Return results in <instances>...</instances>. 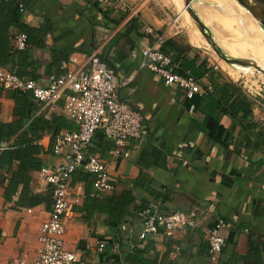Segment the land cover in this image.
<instances>
[{"label":"crops","instance_id":"crops-1","mask_svg":"<svg viewBox=\"0 0 264 264\" xmlns=\"http://www.w3.org/2000/svg\"><path fill=\"white\" fill-rule=\"evenodd\" d=\"M6 1L0 0V4ZM123 1L124 5L98 0H15L10 9L14 22L9 30L11 39L25 33L17 22L30 28L28 46L23 50L27 56L23 70L33 79L44 83L51 75L61 73L62 62L72 54L83 57L97 51L115 70L117 81H127L119 89L120 98L143 114L149 129L145 139L129 141V158L113 156L112 142L103 133H96L87 152L98 154L108 164L115 185L108 195L129 192L134 200L123 219H115L105 207L107 195L92 196L95 176L77 169L71 192L80 201L65 222L66 247L79 252L89 264H136L128 256L122 260L121 254L126 257L129 251L128 239L138 240L142 230L139 213L147 205L158 203L163 212L204 205L213 206V214L194 230L150 236L141 246L148 247L142 253L147 261L143 264H207V233L216 216L226 221V242L218 263L264 264V92L261 96L249 95L242 82L231 77L235 76L233 70L226 73L215 53L203 42H194V27L184 14L173 22L184 10L183 0ZM216 1L198 0L195 8L203 21L202 5L232 17L235 5ZM19 3H24L26 10L18 11ZM136 6L138 12L133 14L131 8ZM209 28L214 33L213 27ZM146 45L169 52L179 71L190 72L198 79L202 92L189 99L181 88L167 85L141 68L140 51ZM132 51L137 52L135 58ZM26 94L23 132L43 147L38 155L43 166L59 165L65 153H54V136L76 128L65 115L64 99L43 108L29 92H23V96ZM15 96V91L0 85V122L20 120ZM36 122L37 129L31 130L30 123ZM31 177L33 192L49 190L40 170H33ZM88 194L101 199L104 208L87 211ZM51 206L52 199L15 208L13 202L6 201L4 187L0 186V264H18L17 259L32 263L39 247V227L48 218ZM123 224L127 229H122ZM113 239L119 240L121 253L110 249ZM101 240L107 242L106 251L98 253ZM176 246L178 254H174Z\"/></svg>","mask_w":264,"mask_h":264},{"label":"built area","instance_id":"built-area-1","mask_svg":"<svg viewBox=\"0 0 264 264\" xmlns=\"http://www.w3.org/2000/svg\"><path fill=\"white\" fill-rule=\"evenodd\" d=\"M100 3L117 2L124 5L123 0H98ZM26 10L25 4H19ZM131 11L138 12V6ZM183 12L178 13L173 22L179 21ZM152 32L151 28H147ZM14 49L24 50L28 46V35L19 33L12 37ZM140 67L153 72L167 85L182 89L185 96L192 99L202 92L198 79L190 72L181 73L173 56L162 48L146 45L141 51ZM132 57L137 56L132 51ZM218 67V66H217ZM240 80V79H239ZM251 96H261L264 82L250 76L240 80ZM117 81L115 70L109 66L97 51L83 57L72 54L61 64V73L51 75L44 83L33 78L21 77L9 67L0 66V85L18 92H30L43 108L56 104L64 99L65 115L72 120L76 128L65 129L55 138L53 150L55 154H64V161L59 165L43 166L41 177L48 183L52 192V206L48 218L40 225L36 256L31 264H89L82 255L69 250L65 244L66 219L74 212L79 203V196L71 192L73 174L77 169L95 176L92 196L103 197L115 190L111 181L109 167L98 154L88 153L94 136L101 132L112 142L111 153L115 157L129 158L131 150L128 143L132 139L142 140L149 135V129L143 114L135 110L127 101L122 100L119 89L126 84ZM194 105L191 106L193 110ZM11 143H0V151L9 148ZM213 206L196 205L187 210L163 212L158 203L152 202L139 214L142 230L138 240H129V250L141 247L150 236L163 233L172 236L176 232L194 230L199 223L212 216ZM127 224L122 229H127ZM226 221L216 216L207 233L208 262L219 264L226 242ZM111 250L121 253L120 242L113 239L109 242ZM107 242L99 241L98 253L106 251ZM179 253L176 246L174 254ZM122 260L124 255L121 254ZM125 261V260H124ZM18 264H26L24 259H17Z\"/></svg>","mask_w":264,"mask_h":264},{"label":"trees","instance_id":"trees-1","mask_svg":"<svg viewBox=\"0 0 264 264\" xmlns=\"http://www.w3.org/2000/svg\"><path fill=\"white\" fill-rule=\"evenodd\" d=\"M14 4L15 0H8L0 4V66L9 67L21 77L34 78L33 75L23 70V65L27 58L24 51L14 49L11 43L9 30L14 22L10 18V9ZM19 4L17 5V10L21 11ZM17 25L23 32H27L26 34L30 35V28L27 25L20 22H17ZM165 52L167 51L165 50ZM15 92L18 105L15 112L21 116L20 120L10 123L0 122V143L3 141L10 142L14 136L16 137V139L11 142L9 148L0 151V171H2L0 174V186L4 187V197L6 201L13 202L15 208L33 207L43 202H50L52 199V192L50 188L45 193H36L30 189L31 172L37 169L41 170L43 167L38 157L43 147L39 143L34 144L30 141L28 136H26V132H23V125L26 122V118L23 121V104L27 103L28 94L23 96V92ZM30 95L32 94L30 93ZM231 108L233 109L234 106L232 105ZM244 112L245 114H249L248 109H245ZM232 113H237V110H233ZM39 122H42V120H39ZM37 127V122L35 124L30 123L29 125L31 130L37 129ZM59 133L60 132L54 136V140ZM82 172L88 173L85 171ZM87 179L89 180L88 177ZM16 196L17 198L15 199ZM107 196L104 197L105 199L103 198L108 202L105 207L110 210L111 215H113L115 219L121 221L134 200L133 196L129 192H123L121 195L113 194ZM99 200L101 199L93 198L88 194L86 198L87 211H89L90 208H104L100 205ZM1 233L2 231L0 229V239ZM147 248L148 247H135L129 250L126 257L124 255V260H126L128 256L130 262L136 264L146 263L147 261L142 259V253L145 252Z\"/></svg>","mask_w":264,"mask_h":264},{"label":"rangeland","instance_id":"rangeland-1","mask_svg":"<svg viewBox=\"0 0 264 264\" xmlns=\"http://www.w3.org/2000/svg\"><path fill=\"white\" fill-rule=\"evenodd\" d=\"M214 2V0H211ZM225 4H233L235 8L232 9V17L224 16L218 13L216 10L207 7L205 5L199 8L203 11V18L209 23L214 30V36L217 42L227 51L231 56L237 58H251L254 59L257 64L264 67V28L260 23L253 18L250 13H246L245 8L239 3L235 4L232 0H217L216 2ZM197 2H194V7ZM237 6L239 8H237ZM184 11V10H182ZM184 16L187 19V23L190 27H194L193 41L197 44L203 42V45L210 49L212 53H215L211 45L207 42L202 34L197 29V25L191 18L190 14L185 11ZM199 30V29H198ZM202 35V36H201ZM203 37V38H202ZM215 57L220 59L215 53ZM226 73L234 71L232 73L235 76H231L235 79H244L250 76L259 78L264 82V72L259 71L256 67H242L236 65H229L220 59ZM236 69H241L239 72ZM228 75V74H227ZM231 75V74H230Z\"/></svg>","mask_w":264,"mask_h":264},{"label":"water","instance_id":"water-1","mask_svg":"<svg viewBox=\"0 0 264 264\" xmlns=\"http://www.w3.org/2000/svg\"><path fill=\"white\" fill-rule=\"evenodd\" d=\"M245 10L250 13L253 18L260 23L264 28V0H237ZM184 10L190 14L191 18L194 20L197 25L199 31L202 33L207 42L211 45L214 52L218 55L220 59L225 61V63L229 65H238L242 67H256L259 71L264 72V67L257 64L254 59L251 58H237L229 55L227 51L221 47V45L217 42L216 37L212 33L211 29L204 23L199 14H197V10L194 7V2H198V0H183Z\"/></svg>","mask_w":264,"mask_h":264},{"label":"bare ground","instance_id":"bare-ground-1","mask_svg":"<svg viewBox=\"0 0 264 264\" xmlns=\"http://www.w3.org/2000/svg\"><path fill=\"white\" fill-rule=\"evenodd\" d=\"M185 11V10H184ZM184 11H183V14H184ZM182 12V11H181ZM204 19V18H203ZM204 21H205V19H204ZM206 22V21H205ZM206 24H207V22H206ZM207 25H210L209 23L207 24ZM214 31H216V30H214ZM231 73V72H230ZM232 74H234V73H232Z\"/></svg>","mask_w":264,"mask_h":264}]
</instances>
